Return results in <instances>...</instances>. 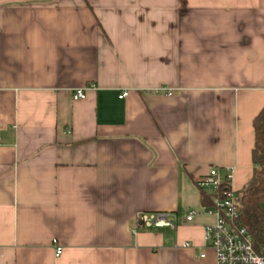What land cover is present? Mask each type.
<instances>
[{
	"label": "crops",
	"instance_id": "crops-1",
	"mask_svg": "<svg viewBox=\"0 0 264 264\" xmlns=\"http://www.w3.org/2000/svg\"><path fill=\"white\" fill-rule=\"evenodd\" d=\"M262 108L264 0H0V264H215L195 181Z\"/></svg>",
	"mask_w": 264,
	"mask_h": 264
},
{
	"label": "built area",
	"instance_id": "built-area-1",
	"mask_svg": "<svg viewBox=\"0 0 264 264\" xmlns=\"http://www.w3.org/2000/svg\"><path fill=\"white\" fill-rule=\"evenodd\" d=\"M83 88L73 91L72 99L79 100L85 97ZM166 91L165 89H161ZM128 91H121L118 99H124ZM167 95H170L168 92ZM232 178L231 170H226L221 175L219 171L212 168L208 174L198 180V189L212 193V204L205 208V212L213 215L215 221L204 229V241L215 255V264H264V253L258 254L253 248L252 238L247 230L239 222V214L230 188ZM222 183L228 184V191L223 197L218 196V188ZM195 212L187 213L190 219ZM137 220L145 230L175 228L176 219L173 215L164 213H139ZM62 252L60 246H55V256ZM203 257V255H201Z\"/></svg>",
	"mask_w": 264,
	"mask_h": 264
},
{
	"label": "trees",
	"instance_id": "trees-1",
	"mask_svg": "<svg viewBox=\"0 0 264 264\" xmlns=\"http://www.w3.org/2000/svg\"><path fill=\"white\" fill-rule=\"evenodd\" d=\"M252 127L254 133L251 150L252 175L241 190L233 193V197L240 224L251 236L256 253L262 254L264 253V108L253 118ZM228 189V184L222 183L217 195L223 197ZM199 190L202 204L210 207L213 194Z\"/></svg>",
	"mask_w": 264,
	"mask_h": 264
},
{
	"label": "rangeland",
	"instance_id": "rangeland-1",
	"mask_svg": "<svg viewBox=\"0 0 264 264\" xmlns=\"http://www.w3.org/2000/svg\"><path fill=\"white\" fill-rule=\"evenodd\" d=\"M152 230H154V229H151V230H149V231H152Z\"/></svg>",
	"mask_w": 264,
	"mask_h": 264
}]
</instances>
